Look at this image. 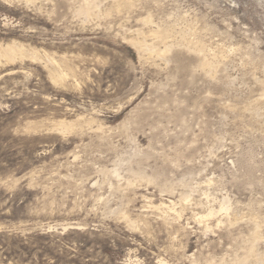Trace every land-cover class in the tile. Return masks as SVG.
<instances>
[{
  "label": "rangeland",
  "instance_id": "1",
  "mask_svg": "<svg viewBox=\"0 0 264 264\" xmlns=\"http://www.w3.org/2000/svg\"><path fill=\"white\" fill-rule=\"evenodd\" d=\"M79 3L0 0V51H24L0 52V264H260L264 0ZM161 22L214 73L137 50Z\"/></svg>",
  "mask_w": 264,
  "mask_h": 264
},
{
  "label": "bare ground",
  "instance_id": "2",
  "mask_svg": "<svg viewBox=\"0 0 264 264\" xmlns=\"http://www.w3.org/2000/svg\"><path fill=\"white\" fill-rule=\"evenodd\" d=\"M135 1L137 0H111V3L104 9L101 8V4L99 1L97 0H80V3L79 5L76 7L75 11H76V14H79V16H83L84 17H91L93 15H101L102 13H104L105 15H110L112 13H130L129 11L130 10H133L132 8H134L135 6ZM140 1V0H138ZM138 5V4H137ZM136 7V6H135ZM133 12V11H132ZM184 17V16H183ZM181 18V17H179ZM178 18H176L177 20ZM182 19V18H181ZM186 19V18H185ZM143 20L145 22H151V19L150 17L147 15V17L143 18ZM170 22V21H169ZM174 22V21H173ZM177 22V21H176ZM185 22V21H184ZM153 23V22H152ZM166 23V22H165ZM171 23V22H170ZM163 24L161 22V25L160 26H157V29L156 30H153L151 31V34L150 35H153L156 39H155V42H159V43H163L164 45V50H159V48L157 47L156 43H147L144 39L143 40H140V39H136L134 40V45L138 48L137 50H140V52L142 51L143 54L144 52L146 53H149V54H156L158 55L159 57L160 56H164L166 55L167 52L170 51V49L173 47L174 43L176 42V45H183L184 47H187L188 48H193L197 51H199L201 53V55L203 54V59L201 61V65L202 67L208 71V72H213L215 69H217V62L219 61V59L221 60L222 58V55H224L222 53V51L216 53L215 51L210 54V55H207V54H204V46L203 44L199 41V40H195V41H191L187 38V30L186 29H183L180 30L178 33V36L176 35V31H175V26L172 25V24ZM179 23V22H178ZM177 23V24H178ZM150 24V23H149ZM148 24V25H149ZM157 24V23H156ZM160 24V23H158ZM157 24V25H158ZM176 24V23H175ZM156 26V25H155ZM191 26V25H190ZM185 27V26H184ZM177 28V27H176ZM190 28V27H189ZM151 30V29H150ZM189 31V30H188ZM193 31V29H192ZM191 31V32H192ZM141 32V31H140ZM139 33V32H138ZM144 32H142L143 34ZM141 35V34H140ZM148 36V35H147ZM189 36V35H188ZM144 37V36H143ZM147 39V38H146ZM153 39V38H152ZM157 40V41H156ZM169 40H173V41H169ZM169 41V43H168ZM133 42V41H132ZM154 42V41H153ZM162 45V44H161ZM182 46V47H183ZM21 46H14L11 45V46H6L3 50H1V54L3 56H5L4 58H16V56L18 55H21L23 54V50L20 49ZM23 51V52H22ZM207 51V50H206ZM196 52V51H195ZM34 53V52H33ZM199 53V54H200ZM207 53V52H206ZM2 55H0L1 57H3ZM31 55V54H29ZM36 55V54H35ZM24 56V55H23ZM34 56V54H33ZM19 57V56H18ZM221 57V58H220ZM224 61V60H223ZM59 67V66H58ZM202 68V69H203ZM64 69V68H63ZM54 70V68H53ZM52 73V72H51ZM214 73V72H213ZM70 75V73H69ZM63 76L65 77V73L62 72L61 69H57L53 71L52 75H51V78L52 79H56V80H61L63 78ZM55 80V81H56ZM63 82V81H62ZM68 121V120H67ZM63 124V123H62ZM69 125V124H68ZM65 126V124H64ZM72 126V125H71ZM69 127V126H68ZM99 127V126H98ZM66 128V127H65ZM66 130V129H65ZM81 130V129H80ZM136 173V172H135ZM148 174V173H147ZM144 175V174H143ZM142 174L139 175L141 177L140 181L145 179V175L143 176ZM137 176V174H136ZM136 179V178H135ZM148 179V178H147ZM151 179V177H150ZM149 180V182H151V180ZM130 180V179H129ZM154 181V180H153ZM132 182V181H131ZM187 187V186H186ZM166 188V186H165ZM181 197V196H180ZM205 200V199H204ZM227 201H223L221 202L220 204V210H228V206L226 204ZM201 205V204H200ZM198 206V205H197ZM213 208V207H212ZM190 210V209H189ZM214 214V211L211 209L209 210V212L207 213V216H210V215H213ZM251 217V216H250ZM252 218V217H251ZM248 219V218H247ZM229 220V219H228ZM237 220V219H236ZM227 221V220H226ZM202 222V221H201ZM236 222V221H235ZM257 223V222H256ZM254 241V240H253ZM246 253V252H245ZM236 257V256H235ZM243 257V256H242ZM253 257V256H252ZM254 257L256 258H252V263H264V252L262 253H259L258 250L255 251V255ZM234 259V258H233ZM251 260V258L249 259ZM195 261V260H194ZM222 261V259H221ZM207 262V261H206ZM223 262V261H222ZM161 264H168L164 261H161ZM211 264V263H209Z\"/></svg>",
  "mask_w": 264,
  "mask_h": 264
}]
</instances>
